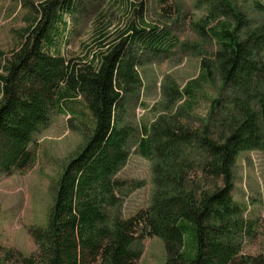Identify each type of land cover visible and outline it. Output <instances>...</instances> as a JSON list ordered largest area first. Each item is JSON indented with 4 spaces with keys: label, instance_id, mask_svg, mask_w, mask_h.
<instances>
[{
    "label": "trees",
    "instance_id": "16d2710c",
    "mask_svg": "<svg viewBox=\"0 0 264 264\" xmlns=\"http://www.w3.org/2000/svg\"><path fill=\"white\" fill-rule=\"evenodd\" d=\"M205 2L207 13L194 26L218 49L201 60L199 76L189 83L202 80L213 86L219 80L221 94L204 119L185 105L176 107L182 97L176 95L144 128L138 148L152 162L154 192L150 206L130 218L110 213L119 209L128 190L144 184L116 178L136 135L124 120V100L142 84L135 50L126 48L141 45L160 52L169 41L167 32L132 24L106 53L75 62L60 53L53 37L60 33L59 12L70 9L71 0H63L61 9L59 0H47L40 17L25 29L19 50L7 58L0 49L4 175L34 165V137L49 128L55 111L65 112L64 102L83 98L93 118L90 131L69 126L84 143L55 186L48 226L30 229L36 253L25 256L0 245V264H138L142 251L134 244L146 237L164 241L166 264H264V255L242 253L243 241L255 228L233 197L240 154L264 155V23H255L230 0ZM189 83L184 97L192 93ZM187 223L195 233L193 260L183 253Z\"/></svg>",
    "mask_w": 264,
    "mask_h": 264
},
{
    "label": "rangeland",
    "instance_id": "374dc122",
    "mask_svg": "<svg viewBox=\"0 0 264 264\" xmlns=\"http://www.w3.org/2000/svg\"><path fill=\"white\" fill-rule=\"evenodd\" d=\"M45 1L0 0V49L7 58L19 50L25 29L40 17V10L45 5L41 3ZM205 1L71 0L73 6L59 12L63 17L57 25L60 33L53 37L60 46V53L75 62L88 56L86 61H90L95 53H106L121 42L119 34L132 24L138 28L149 24L169 36L166 47L160 52H151L141 45L126 48L135 50L133 53L140 63L136 69L142 84L136 94L126 96L124 100V120L135 127L136 135L130 145L129 159L116 178L144 184L128 190L119 209H110L112 216L119 212L124 218H130L151 204L154 192L152 162L144 158L138 148L144 128L151 127L176 95H182L174 103L176 107L185 105L194 116L204 119L211 101L221 94L222 82L219 80L213 86L202 80L189 83L199 76L201 60L211 58L218 49L210 38H202L194 26L207 13ZM230 1L255 23H264V11L256 7L257 4L264 6V0ZM62 6L63 0H59L58 8ZM50 52L56 54L54 50ZM187 83L192 93L184 97ZM1 96L0 90V99ZM64 110L61 114L55 111L49 128L35 135L31 148L36 153V161L30 169L12 176L0 172V245L16 248L25 256L36 253L37 246L30 229L48 226L55 186L84 143L83 136L70 130L69 126L89 131L93 127L92 115L83 98L64 102ZM233 197L255 228L253 235L243 241L242 253L264 255L262 152L240 154L235 167ZM187 226L183 253L193 260L197 256L195 233L192 224L187 223ZM134 246L142 251L138 264H166L167 253L161 238L146 237L136 241Z\"/></svg>",
    "mask_w": 264,
    "mask_h": 264
}]
</instances>
